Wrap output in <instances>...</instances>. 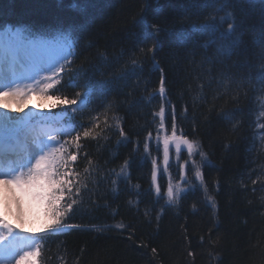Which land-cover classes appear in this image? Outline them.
<instances>
[{"label":"trees","instance_id":"obj_1","mask_svg":"<svg viewBox=\"0 0 264 264\" xmlns=\"http://www.w3.org/2000/svg\"><path fill=\"white\" fill-rule=\"evenodd\" d=\"M143 3L0 0V30L7 25L44 41L60 34L69 37L57 41L65 44L70 61L59 86L62 93L73 96L77 89L69 83H82L86 73L95 74L97 80L103 73V79L110 82L108 94L95 95L93 111L60 119L66 127H73L88 124L100 114L104 128L105 109L111 105L107 118L113 127L98 141H85L88 159L96 170L88 178L87 188L81 187V202L67 221L79 227L47 236L44 230L49 221L35 233L45 237L39 264H264V138L259 143L253 138L258 98L264 93L260 5L224 0L227 7L221 9L220 4L207 0L208 7L197 9L192 8V0H148L149 21L160 24L166 34H161L156 63L143 56L142 63L133 69L129 57L139 54L144 46L142 26L137 23ZM210 13L217 26L227 13L236 17L240 26L237 46L230 47L197 30L210 20ZM226 29L227 23H223L221 30ZM180 33L189 39L177 46ZM210 39L213 42L206 44ZM221 46L228 48L229 54H219ZM161 70L166 77L164 99L170 102L169 126L174 106L179 125L195 137L207 155L201 162L197 153L195 161L200 164L215 209L190 171L192 161L187 151L179 158H170L169 173L158 178L164 191L169 176L173 185L180 183L186 189L182 199L172 205L165 199L157 202L151 189L152 158L159 156L163 173L162 142L157 152L156 140L159 117L153 123V113L162 103ZM54 103L56 107H52ZM64 107L49 99L50 109L37 111V116L54 121V114ZM114 116L120 119L127 139L115 129ZM149 131L151 157L143 147ZM125 160L129 161L127 177L121 175L113 185L112 179ZM186 161L187 184L179 175V165ZM86 165L82 157L81 173ZM118 223L126 227L116 228ZM131 232L135 235L128 239ZM189 251L193 256H188Z\"/></svg>","mask_w":264,"mask_h":264},{"label":"snow or ice","instance_id":"obj_2","mask_svg":"<svg viewBox=\"0 0 264 264\" xmlns=\"http://www.w3.org/2000/svg\"><path fill=\"white\" fill-rule=\"evenodd\" d=\"M212 2L213 5L220 4L221 9L227 7L224 0H212ZM247 2L253 7L257 3L260 5L259 14L261 20L264 21V0H247ZM208 6L207 0H192V8L198 9ZM148 7V0H144L141 14L137 19V23L142 26V43L144 46L140 47L139 54L134 53L129 57L133 69L142 63L143 56H149L156 63L155 52L160 46L161 34H166V30L160 24L149 21L146 14ZM191 10L189 9V11ZM213 10L216 9L213 8ZM209 16L210 20L200 25L198 31H205L210 37L223 40L233 48L240 43V36L238 35L240 26L232 13H227L226 16L221 17L222 23L219 26H217L215 17H212L211 13ZM223 23H227L226 30H221ZM217 33H219L218 37ZM68 39L67 35L60 34L54 36L51 41L37 40L30 32L20 29L12 31L6 25L4 30L0 32V65H7L9 68H14L17 65L23 66L37 48L45 47L60 40L67 41ZM188 39L189 37L185 34H178L176 36L177 46L186 44ZM211 42L213 41L210 39L206 44ZM261 47L264 49V37L261 39ZM218 51L221 55L229 54V49L223 46ZM262 58H264V51H262ZM61 60L64 63H61ZM67 64H70L67 55L57 58L50 57L43 64H34L31 74H26L24 78L35 81L36 86L33 87L29 84L26 86V90L20 86V79L17 78L15 71H12L11 79L0 73V96L24 99L28 95L36 93L58 102L61 106H66L61 113L54 114L55 119L49 121L50 124L53 122L59 123L61 118L69 115H83L86 110L93 111L91 104L95 95L98 92L108 94L110 82L103 79V73H100L101 79L99 80L95 79V74L89 76L86 73L82 83H69V87L77 89L75 94L69 97L66 93H62L61 87H59ZM156 66H158V63ZM42 72L48 74L41 77ZM37 77H40V79H37ZM159 93L161 94L162 103L158 112L153 113V123H156L155 118L159 117L156 140L157 152H159L161 142L163 145V173L160 172L161 161L159 156L152 158L151 168V189L156 194L157 202L160 199H165V202L169 205L176 204L182 199L186 191L180 183L173 185L171 176H169L166 191L158 182V178L162 179L163 174L169 173L171 167L170 154L174 147L178 158L183 155V149H186L188 160L192 161L190 171L194 172L195 180L199 182V186L203 189L208 202L215 209V200L209 194L200 164L195 161L197 153L201 162L207 160V155L201 150L195 137H190L179 125L180 117L177 116L174 106L171 110L169 126L168 106L170 102L164 99L166 96V77L162 70ZM258 103L261 108L260 115L264 117V96L258 98ZM56 106L57 103L52 105V107ZM4 107H7V105H4ZM110 110L111 105H108L105 109L104 128L101 127V116L97 114L91 118L88 124L73 127L62 126L32 136L30 141L25 140L21 146L18 159L14 162L9 161L7 164L4 163L5 157L8 155V145L5 143L7 134L16 132L21 128H30L34 121L43 123L44 120L35 113H28L20 118L4 116L2 125L4 136H0V192L4 196L6 211L9 210V202H11L15 205L17 218L22 219L25 202L38 208L42 206L43 215L50 220V224L44 230L47 236H55L65 233L70 228L79 227V225L69 224L67 221L76 211L78 203L81 202V187L87 188V180L96 170L92 167L93 161L88 159V153L85 151V141H98L103 137L104 131L113 127L107 118V112ZM15 111H20V109ZM185 112H187V109H185ZM113 119L115 120V129L119 132V135L127 139V134L121 127L120 119L115 116ZM259 126L264 128V123ZM151 138L152 132L149 131L143 144L144 152L148 157H151ZM82 157L87 160L83 173L79 171V161ZM128 166L129 161L125 160L120 172L116 173V178L112 179L113 185L118 183L121 175L127 177L126 169ZM186 166L187 161L179 165L180 180L185 184L188 183ZM253 183H256V181H253ZM156 220L159 222L160 214H157ZM115 227L124 229L126 226L123 223H118ZM127 227H131V225ZM134 235L135 233L131 232L128 239H133ZM44 239V236H22L7 221L6 216H0V264H12L13 261H15V264H23L27 260H31L32 264H39ZM143 246L147 247V245ZM151 251L154 255L157 254L155 247ZM188 256H193V253L189 251Z\"/></svg>","mask_w":264,"mask_h":264},{"label":"rangeland","instance_id":"obj_3","mask_svg":"<svg viewBox=\"0 0 264 264\" xmlns=\"http://www.w3.org/2000/svg\"><path fill=\"white\" fill-rule=\"evenodd\" d=\"M67 55L66 46L64 43L61 42H55L50 45H47L45 47H39L35 51H33L30 59L25 61L26 67L28 68L30 74L31 69L34 64H43L45 61H47L50 57L57 58L59 56ZM62 61V60H61ZM48 73H41V77L44 75H47ZM9 79L12 78V76H5ZM17 78L20 79V86L26 90V86L31 84L33 87L36 86L35 81L29 80L24 78V76L18 75ZM37 79H40V77H37ZM264 96V93L262 94ZM37 98V100L32 101L33 98ZM261 97V96H260ZM0 99L3 101H9L11 104V107L18 108L20 111H25L26 114L28 113H35L37 114V111L39 110H48L49 108V99L46 96H41L36 93H32L25 97L24 99H19L15 97H3L0 96ZM52 109V107H51ZM261 108L259 106V103L257 104V111L255 114V132H254V140L256 143H259L260 140L264 138V128H261L259 125L264 123V117L260 115ZM38 123V122H37ZM39 125L43 126L40 130H35L34 127L30 128H21L16 132H9L7 134V138L5 141H15L20 136V134H23L24 132L28 131L29 133H38L41 134L44 131H51L52 127H50L51 124L45 123V121L39 122ZM48 125V126H47ZM58 129L60 127H65V123L59 122L55 124ZM52 129V130H55ZM170 134V133H169ZM0 136H4V132L0 133ZM163 148V145H162ZM183 149V146H182ZM183 151H186V149H183ZM162 156H163V150H162ZM177 157V154L175 152V148H172V152L170 154V158ZM171 169V167L169 168ZM0 202H4V197L0 196ZM10 215V219L6 218L7 221L13 225V227L17 230V232H23V231H29L28 235H25L27 237H31L32 234L40 230L41 228L45 227L47 223H49V218L45 217L43 215V208L36 207L34 205H29L27 202L23 205V217L22 219H18L16 216L15 211V205L10 202L9 210L6 211L5 207H0V216H6ZM27 264H32L31 260L26 261Z\"/></svg>","mask_w":264,"mask_h":264},{"label":"bare ground","instance_id":"obj_4","mask_svg":"<svg viewBox=\"0 0 264 264\" xmlns=\"http://www.w3.org/2000/svg\"><path fill=\"white\" fill-rule=\"evenodd\" d=\"M34 100L35 101L37 100V102H38V99L35 97L33 98L32 101H34ZM4 105H7V107H4ZM16 109H18V108L11 107V104L8 100L3 101L0 99V133L4 132L3 127H2L4 116L20 118V117H24L26 115L25 111H15ZM28 136L29 135H26V138H28ZM5 143L8 145V155H7L8 157H10V155L19 154L21 146L23 145L22 141L15 140L14 143H13V141H11V143H13L12 147H14L16 149V152H15L14 148H12L11 145L9 144L10 143L9 141H5ZM1 195L3 196L2 192H0V196ZM9 205H10V202H9ZM0 207H2V208L5 207V202H3V203L0 202ZM6 218L10 219L11 217H10V215H6ZM12 264H15V261H13ZM23 264H27V262L24 261Z\"/></svg>","mask_w":264,"mask_h":264}]
</instances>
